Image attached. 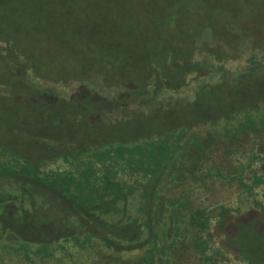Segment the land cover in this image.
I'll list each match as a JSON object with an SVG mask.
<instances>
[{
	"label": "trees",
	"instance_id": "1",
	"mask_svg": "<svg viewBox=\"0 0 264 264\" xmlns=\"http://www.w3.org/2000/svg\"><path fill=\"white\" fill-rule=\"evenodd\" d=\"M36 1L0 0V17L38 11ZM46 1L41 9L55 14L56 5L65 0ZM9 23L5 20L0 26V58L10 77L9 81L0 78V85L6 86L0 88V110L7 114L0 115L5 124L0 126V247L21 249L31 263L35 257L48 263L56 252V264H68L84 251L86 264L92 253L110 264H186L184 251L190 248L199 264H215L208 254L212 217L208 208H192L186 188L172 199L167 194L184 182L235 180L243 190L242 205L216 204V219L223 224L229 212L239 214L240 207L245 208L252 218L236 220L226 244L236 247L243 262L264 264V192L262 201L254 194L256 187H264V140L255 138L264 133V107L259 110L258 99H247V107L254 110L238 121L236 132L225 125L216 132L215 121L205 134L193 128V120L201 124L209 119L205 108L219 107L217 103L205 106V99L198 102L196 97L203 91L213 90L230 76L264 80V53L259 48L217 54L218 48L196 36L190 46L177 44V55L173 48L156 57L151 51L143 69L126 72L132 79L107 81L102 74L98 78L106 87L121 88L120 96H109L99 94L103 88L96 76H89L96 73L93 67L74 81L58 76V81L51 82L38 74L31 56L14 45L15 30H10ZM100 33L107 36L106 29ZM220 70L222 74H216ZM40 80L56 84L55 90L37 84ZM258 86L263 87L260 82ZM21 87L26 90L21 92ZM260 94L259 99L264 97ZM127 98L137 99L146 108L140 112H158L157 125L164 127L149 131L152 122L141 117L139 123L140 114L135 115V125L126 128L115 127L122 120L105 121L106 112L131 110ZM173 100L183 103V108L192 101L195 108L178 111L170 108ZM55 105L71 111L69 117H57L61 129L51 124L53 118L43 120L44 111ZM90 106L99 113L94 121L85 112ZM22 109L25 113L19 114ZM78 115L83 117L80 129L66 128V119L71 123ZM174 118L181 122L170 123ZM143 128H147L145 134ZM69 129L73 135L66 134ZM237 136L240 145L247 138L249 147L223 148L231 155L222 166L212 160L211 148L223 138L236 142ZM247 175L252 178L250 184ZM124 252L139 254L131 259Z\"/></svg>",
	"mask_w": 264,
	"mask_h": 264
},
{
	"label": "rangeland",
	"instance_id": "2",
	"mask_svg": "<svg viewBox=\"0 0 264 264\" xmlns=\"http://www.w3.org/2000/svg\"><path fill=\"white\" fill-rule=\"evenodd\" d=\"M35 3V6L40 5V10L22 16L13 14L10 17L6 16L5 19L0 17V26L5 20L11 23H9L10 30H15L13 33L14 45L27 52L33 61V69L51 82L58 81L55 79L58 76L71 77L74 81L77 77L82 78L87 70H89L88 73L91 72L90 68L93 67L96 73L89 76H96V81L103 88L102 91L99 90L101 95L120 96L121 93L120 87H106L98 78L102 74V78L107 81L123 80L128 77L132 79L134 77L130 74L127 75L126 72L134 67L143 69L142 63L146 61V56L151 55V51L156 57L164 53L162 50L173 48L177 55L179 53L177 44L183 43L185 46H190L191 40L196 36L200 41L204 40V42L210 43L211 48H218L216 49L217 54L227 55V52L233 51L230 50L233 48H240L243 52L251 47H257L261 54L264 53V0H65L60 5H56L58 11L55 14H48L41 9V7H45L46 0H39L38 3L37 1ZM101 29H106L107 36L100 33ZM96 38L99 39L96 40ZM1 60L0 58V78L9 81L8 70L6 67L3 68L4 63ZM216 74L221 75L222 71H217ZM223 82V84H219L220 86L212 87L213 90L209 88L196 97L198 102L204 103L205 99L208 103H205V106H212L215 103L219 105L218 109H214V106L212 109L205 108L209 118L207 121H202L199 124L193 120L196 125L193 128L200 129L202 134L212 128L211 123L214 121L216 132L220 133L221 125L230 128V132L233 129L236 132L238 121L254 110L247 107V99L250 101L258 99L259 110L264 107V97L260 99L258 97L259 93H261L260 96H264V80L260 77L247 75L242 79L230 76ZM259 82L263 86L262 88L258 86ZM36 83L49 85L51 88L56 86V84L43 80L36 81ZM5 87V85H0V88L5 89ZM25 90L24 87L20 89L21 92ZM77 96H82V94H77ZM57 98L61 99V97ZM127 99L129 100L128 106L134 113L129 109L123 114L119 110L109 111L103 115L107 118L105 121L108 119L122 120L115 122L117 124L115 127L126 128L135 125V115L140 114V117H136L139 123H141V117L152 122L149 131L164 127L157 125L160 115L158 112L150 114L140 112L139 109L146 108L139 106L138 100L135 98ZM190 102L191 105H187L188 108H183V103H174L173 100L170 101V108H175L178 111H191V109L193 111L195 107H193L192 101ZM56 103L60 106V101ZM37 104L38 102L35 104L36 107ZM19 105L20 108H23V102H20ZM57 105L44 111L43 120L47 117L53 118L51 124L61 129V122L57 121V117H69L71 111ZM25 111L26 109H22L19 114L25 113ZM85 112L89 113L88 117L93 121L99 116L92 106L88 107ZM0 115L7 114H2L0 110ZM8 116L12 117L13 115L8 114ZM213 117L214 119H212ZM82 118L81 115H78L71 123L66 119L69 122L66 128L72 126L80 129L79 127L83 124ZM175 121L181 122V119L174 118V121H170V123H175ZM31 124L32 122L27 123V125ZM0 126H5L3 121H0ZM106 129L109 131L111 128ZM142 130L145 134L147 128ZM66 134L73 135V130L69 129ZM255 138L263 141L264 133ZM239 139L240 137L237 136L236 142H228L223 138L220 143L211 148L215 152L212 160L220 164L225 162V157L231 155L224 152L223 148L227 146L231 148L234 146L249 147L250 141L247 138L243 140L242 145L238 142ZM251 179V176L245 177L248 184L251 183ZM183 188H186L190 194L192 208L205 206L208 208L209 214H212L208 254L214 263L247 264L238 258L234 247L227 245L225 239L227 235L234 232L236 220L244 221L251 219L252 216L247 214L245 208L240 207L239 214L233 211L229 212L224 219L225 222L221 224L215 215L218 203H223L226 206L242 205L243 190L237 181L226 183L220 180H207L202 184L193 181L184 182L170 189L167 194L168 198L172 199L180 195ZM254 191L256 198L262 201L263 196L260 194L263 191L262 186L256 187ZM255 217L258 219L259 216ZM15 246L20 248L17 244ZM184 252L186 264H199L197 254L190 248L185 249ZM220 252L223 253L222 257H220ZM123 254L126 256L129 253L124 252ZM137 254L139 253L134 252L127 257L132 259ZM86 256L87 252L84 251L76 256L77 259L75 257L72 261L68 260L67 263L72 264L76 259V263L73 264H86L83 261ZM55 258H58L56 252L48 263L43 262L44 259L40 257H35L31 263L25 259L21 249L0 247V264H56L58 261H55ZM88 259L89 263L87 264H110L108 260L94 256L93 253L88 255ZM97 259H99L98 263Z\"/></svg>",
	"mask_w": 264,
	"mask_h": 264
},
{
	"label": "flooded vegetation",
	"instance_id": "3",
	"mask_svg": "<svg viewBox=\"0 0 264 264\" xmlns=\"http://www.w3.org/2000/svg\"><path fill=\"white\" fill-rule=\"evenodd\" d=\"M263 170H264V163H263ZM263 192H264V187H263ZM227 240V239H226ZM235 249H236V247H235Z\"/></svg>",
	"mask_w": 264,
	"mask_h": 264
}]
</instances>
